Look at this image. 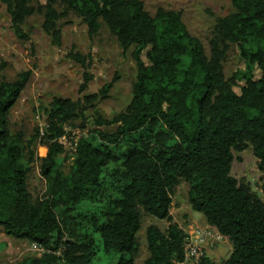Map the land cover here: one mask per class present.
I'll use <instances>...</instances> for the list:
<instances>
[{"label":"trees","instance_id":"1","mask_svg":"<svg viewBox=\"0 0 264 264\" xmlns=\"http://www.w3.org/2000/svg\"><path fill=\"white\" fill-rule=\"evenodd\" d=\"M35 1L37 8L33 0H0L17 38L28 39V19L42 12L44 32L61 46V21L73 11L91 39L104 22L124 52L135 49L137 79L130 105L112 119L86 113L108 99L113 83L78 101L54 98L45 129L28 144L11 133L9 116L32 72L0 82V227L44 250L22 264H135L140 209L169 223L165 232L147 229L145 264H182L186 233L171 214L182 181L190 185L192 210L232 244L223 264H264V203L232 177L233 152L249 145L264 174V0H231L234 12L218 19L210 55L181 13L159 9L152 17L141 0ZM231 46L259 71L240 94L237 79L227 80L224 71ZM69 58L88 66L86 56ZM91 80L86 72L81 93ZM87 125L90 139L75 144L67 172L62 139L69 126ZM36 142L47 149L39 159L46 192L34 200L27 178Z\"/></svg>","mask_w":264,"mask_h":264},{"label":"rangeland","instance_id":"2","mask_svg":"<svg viewBox=\"0 0 264 264\" xmlns=\"http://www.w3.org/2000/svg\"><path fill=\"white\" fill-rule=\"evenodd\" d=\"M146 11L154 17L159 9L182 14L183 22L191 34L198 39L210 55V42L213 39L218 19L234 12L231 0H141ZM36 8L37 1L32 3ZM60 12L64 8L57 6ZM44 14L37 12L28 19L25 25L27 40L17 38L10 26L6 6L0 2V82H15L24 72H32L30 83L13 107L9 116V128L12 134L22 133L28 144L37 133L46 127L47 114L54 98L78 101L84 95L97 94L110 83L113 87L107 100L100 101L96 109L86 113L87 118L96 112L107 119L126 111L133 98V86L137 79V64L133 57L135 49L124 52L104 22L98 35L91 39L88 27L73 11L67 12L61 21L62 44L56 46L43 30ZM78 53L88 58L87 67L69 58L71 53ZM143 60L147 63L146 53ZM184 60V67L188 64ZM227 80L237 79L235 91L250 77L258 78L259 71L245 60L240 50L231 46L224 62ZM88 73L92 80L84 93L80 92L84 84V75ZM79 125V124H78ZM92 126L86 128H67V136L62 139L65 146V171L72 164L71 156L75 152V144L82 138L90 139ZM105 131H113L105 129ZM31 151L35 154V162L27 178L28 191L34 200L42 198L46 192V182L41 173L40 158L47 155V149L34 143ZM232 177L240 183L249 185L264 203V174L259 170V160L255 157L253 147L240 153L233 152ZM190 185L182 183L174 190L171 214L174 222L185 232L208 227L206 219L192 210L189 203ZM142 229L137 235L139 253L135 264H145L150 253L147 244V229L158 227L165 232L169 226L167 221H160L140 209ZM31 243L13 239L6 235L0 227V264H22L25 260L41 255ZM233 252L231 242L226 238L207 248V258L202 264H223Z\"/></svg>","mask_w":264,"mask_h":264},{"label":"built area","instance_id":"3","mask_svg":"<svg viewBox=\"0 0 264 264\" xmlns=\"http://www.w3.org/2000/svg\"><path fill=\"white\" fill-rule=\"evenodd\" d=\"M224 239L226 238L210 226L186 233L184 242L185 260L182 264H202L207 258V248ZM33 247L41 254L44 252L36 245Z\"/></svg>","mask_w":264,"mask_h":264}]
</instances>
